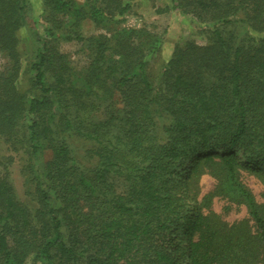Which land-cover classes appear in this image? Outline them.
I'll use <instances>...</instances> for the list:
<instances>
[{
  "label": "trees",
  "instance_id": "1",
  "mask_svg": "<svg viewBox=\"0 0 264 264\" xmlns=\"http://www.w3.org/2000/svg\"><path fill=\"white\" fill-rule=\"evenodd\" d=\"M133 1L43 0L27 97V3L0 0L13 63L0 76V141L27 156L32 185L23 200L0 174V264H264V201L242 178L264 185V0H171L206 42L177 45L157 83L148 68L162 36L112 26ZM88 23L101 32L86 36ZM61 43L79 45L80 72ZM206 174L210 197L248 218L205 209Z\"/></svg>",
  "mask_w": 264,
  "mask_h": 264
},
{
  "label": "rangeland",
  "instance_id": "2",
  "mask_svg": "<svg viewBox=\"0 0 264 264\" xmlns=\"http://www.w3.org/2000/svg\"><path fill=\"white\" fill-rule=\"evenodd\" d=\"M78 4H84L85 0H74ZM27 3V26L19 32L21 43V68L18 72L17 87L29 97L33 93L29 82L27 64L32 59L36 50V43L31 40L30 27L37 29L40 35L44 34L41 14L43 11V0H26ZM118 23V24H117ZM113 27H134L145 29L150 33L162 36V48L155 55L148 68L149 75L154 83L158 82L164 63L167 62L173 54L177 45H182L188 40H194L199 44H205V33L207 27H203L199 22L188 14L181 13L179 10L172 9L171 0H135L132 2V9L124 15L118 17ZM28 27V28H27ZM83 32L86 36L101 32L91 24H85ZM61 50L69 55L72 68L75 72H80L86 61L85 55L76 43H61ZM4 50L0 48V76L11 71L12 62L9 56L5 55ZM117 107L122 105L118 103ZM77 149L82 153L84 151L83 143L76 142ZM24 154L12 151L6 142L0 141V174L7 173L12 179L18 196L27 200L32 192V185L26 182L24 165L26 163ZM243 181L249 186L256 198L264 201V185L252 175L243 174ZM200 191V199H204L205 209L214 211L219 214L224 221L234 223L244 218H248L247 211L243 206L238 207L224 199L210 197L215 180L210 175H203L197 183ZM31 199V198H30Z\"/></svg>",
  "mask_w": 264,
  "mask_h": 264
}]
</instances>
